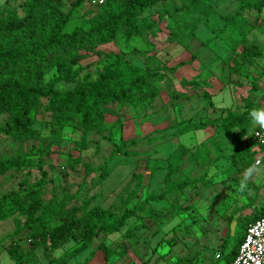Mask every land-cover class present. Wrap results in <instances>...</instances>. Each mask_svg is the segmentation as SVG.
I'll list each match as a JSON object with an SVG mask.
<instances>
[{
    "label": "trees",
    "instance_id": "16d2710c",
    "mask_svg": "<svg viewBox=\"0 0 264 264\" xmlns=\"http://www.w3.org/2000/svg\"><path fill=\"white\" fill-rule=\"evenodd\" d=\"M86 1L24 0L20 4L21 12L0 9V115L7 116L0 132L18 142L40 141L38 152L34 154H20L0 160V177L12 171L33 169L39 170L41 174L39 180L31 182L25 178L20 181L17 190L0 195V222L13 219L15 224L9 244L0 246V253L6 251L15 264H34L40 249H43L45 264H68L88 250L97 238L101 240L98 250L106 260L113 256L123 258L128 253L126 244L114 249L105 241L120 232L129 220L148 209L152 214L155 213L151 203L167 199L175 190L183 192L186 189H208L214 186L207 171L198 178L175 180L187 156L197 159L202 152L207 154L210 146L215 150L220 148L219 144L210 140L209 146L203 144L193 151L181 143L177 144L174 152L166 158L167 165L163 166L167 174L165 187L159 195L152 193L144 200L138 199L144 186V175L133 174L132 179L136 183L129 200L137 199V202L132 208L123 207L114 212L100 204L93 205L97 194L80 204L78 193L59 198L55 189L51 188L45 167L51 163L54 152L52 146L64 138L66 129L80 134V148L86 147L92 133L100 137H104L106 132L111 135L119 133L116 131L123 128L124 122L120 118L108 121L109 107H114L119 113L153 108L160 96L159 84L168 80V75H174L189 64L182 62L169 67L157 58L153 44L134 46L133 42L147 35L158 38L162 32L160 23L166 17L170 20L167 25V43L183 47L188 36L197 31L202 21L217 14L215 0H180L172 10L160 11L157 20L149 12L159 4L177 0H104L102 5L95 6L99 9L97 16L88 18L86 13H82ZM236 2L235 13L223 17L222 30L233 31L238 46L243 49L242 58L252 62L263 57L262 50L250 42L247 36L251 30L261 27L264 0ZM66 3L70 5L69 10H66ZM251 12L257 13L253 20L246 16V13ZM118 38H122L129 51L116 53L100 48L114 43ZM132 56L152 59L155 65L138 66L130 61L129 57ZM92 57H97L100 65L94 79L84 74L88 66L83 65V61ZM231 71L239 73V64L236 63ZM9 73L20 75L21 78L5 77ZM263 77L264 72L252 78L247 97L241 99L243 111L221 108L218 117L197 121L189 118L170 124L168 129L172 130L174 137L215 129L218 134L235 143L232 154H220L217 159L230 161L238 174L246 170L249 165L247 157L251 155L256 156L254 164L257 160L264 164V146L257 144L254 139L251 144H243L242 136L237 132L251 124L249 112L260 107L259 102L253 99L260 91ZM200 79V74L192 79H182L181 91H173L172 100L206 98L209 101L202 109L215 110L212 96L203 90ZM62 85H73V88L60 89ZM39 111L51 117L46 122L49 128L47 139L41 130L35 128V115ZM153 142L152 138L147 142H139L121 137L109 160L102 166L94 168L83 156L71 155L68 157V166L74 169L77 165L85 164V179L89 180L90 188L95 190L112 174L108 161L120 155L131 157L134 154L128 152L129 147ZM47 195H50L49 199ZM263 213L264 207H251L247 214L241 215L243 220L238 230L243 231V234L235 240L230 253L232 257L227 264L234 263L247 227L261 218ZM230 226L231 220L228 230ZM138 228L135 226L128 230L127 235L132 237ZM230 236L228 231L222 247L228 244ZM25 239L29 242L28 248L21 244ZM71 241L75 242V246L56 257L55 253ZM196 263V258L185 257L179 258L174 264Z\"/></svg>",
    "mask_w": 264,
    "mask_h": 264
},
{
    "label": "rangeland",
    "instance_id": "374dc122",
    "mask_svg": "<svg viewBox=\"0 0 264 264\" xmlns=\"http://www.w3.org/2000/svg\"><path fill=\"white\" fill-rule=\"evenodd\" d=\"M23 1L0 0V9L21 12L20 4ZM179 2L180 0L159 4L149 12V15L157 20L160 11L172 10ZM215 4L217 14L209 20L202 21L197 31L188 36L183 47L167 43V25L170 24V20L166 17L160 23L162 32L158 38L147 35L133 42L134 46L153 44L157 58L169 67L189 62L174 75H168V80L159 84L160 96L153 108L119 113L114 107H109L108 121L113 122L120 118L124 122L123 128L114 135L106 132L104 137L92 133L84 148L79 147L80 134L66 129L64 138L52 146L54 152L51 155V163L45 167L50 186L55 189L59 198L78 193V203L81 204L84 199L97 194L93 205L100 204L104 208L118 212L123 207L132 208L137 202V199L129 200L136 183L132 179L133 174L144 175V186L138 199L144 200L152 193L159 195L165 187L167 174L163 166L167 165L166 158L174 152L177 144L181 143L187 148H193L191 149L193 151L203 144L209 146L210 140H213L220 148L215 150L210 146L207 148V154L202 152L197 159L187 156L175 180L198 178L207 171L214 186L208 189H186L183 192L175 190L167 199L151 203L150 206L155 213L152 214L148 209L137 218L129 220L120 232L105 241L114 249L126 244L128 253L125 257L113 256L106 260L104 254L98 250L101 240L97 238L88 250L68 264H174L179 258L185 257L196 258V264H227L232 257L230 253L234 248L235 240L243 234V231L238 230L243 220L241 215L247 214L251 207L257 209L264 207V196H262L264 195V164L261 162L257 167L254 164L256 156L247 157L248 170L246 174L241 175L242 173L238 174L237 168L230 161L217 159L220 154H232L235 143L218 134L215 129L195 131L182 137H174L171 134L172 130L168 129L170 124L189 118L197 121L218 117L221 108L243 111L241 99L247 97V89L252 78L264 72V11L260 15L261 27L251 30L247 36L250 42L262 50L263 57L248 62L241 56L243 49L238 46V39L233 31L222 30L223 17L236 11V0H215ZM69 9L70 5L66 3V10ZM98 11L99 9L89 0L82 9V13H86L88 18L96 17ZM246 16L253 20L257 13H246ZM100 48L116 53L129 51L122 38ZM129 59L141 67L148 64L155 65L149 58L132 56ZM97 60V57H92L83 61V65L88 66L84 74H88L92 79L95 78L96 70L100 66ZM236 63L239 64L240 72L232 73L231 68ZM198 74L201 75L199 83L203 86V90L208 91L212 96L215 110L202 109L209 101L206 98L193 101H174L171 98L173 91H181L182 79H192ZM5 77L21 78L20 75L13 73L6 74ZM59 88L66 90L73 88V85H62ZM253 100L260 104L257 109H264V77L260 80V91ZM35 116L37 120L35 128L41 130L44 138L47 139L49 128L46 122L50 121V115L39 111ZM6 121L7 116L0 115V128L5 126ZM258 128L259 126L251 123L243 131H237L242 136L243 144L253 142V132ZM121 137L126 140L136 139L139 142H147L152 138L154 142L129 147L128 152L134 154L131 157L120 155L108 161L112 174L100 187L92 190L89 180L85 179V164L77 165L72 169L68 166V157L83 156L94 168H98L109 160L112 150L119 144ZM39 147L40 141L18 142L0 132V160L20 154H34L38 152ZM25 178L35 182L41 178L40 171L37 169L12 171L0 177V195L17 190L20 181ZM46 198L49 199L50 195ZM244 207L248 208L243 209ZM230 220L231 226L228 230ZM135 226L139 228L131 235L132 237H129L127 231ZM14 230L13 219L0 222V246L9 244L11 240L9 236ZM228 231L231 236L228 237V244L222 247ZM21 244L24 248L29 246L26 239ZM74 246L73 241L64 244L55 256H60ZM45 263L43 249H40L34 264ZM0 264L15 263L4 251L0 253Z\"/></svg>",
    "mask_w": 264,
    "mask_h": 264
},
{
    "label": "built area",
    "instance_id": "2783aa9c",
    "mask_svg": "<svg viewBox=\"0 0 264 264\" xmlns=\"http://www.w3.org/2000/svg\"><path fill=\"white\" fill-rule=\"evenodd\" d=\"M91 3L94 6H100L104 0H92ZM253 139L260 146H264V129L255 130ZM256 165H261V161L257 160ZM233 264H264V213L261 218L247 227Z\"/></svg>",
    "mask_w": 264,
    "mask_h": 264
},
{
    "label": "clouds",
    "instance_id": "9594fccd",
    "mask_svg": "<svg viewBox=\"0 0 264 264\" xmlns=\"http://www.w3.org/2000/svg\"><path fill=\"white\" fill-rule=\"evenodd\" d=\"M249 117L253 125L264 129V109H254L250 111Z\"/></svg>",
    "mask_w": 264,
    "mask_h": 264
},
{
    "label": "crops",
    "instance_id": "0c3cea01",
    "mask_svg": "<svg viewBox=\"0 0 264 264\" xmlns=\"http://www.w3.org/2000/svg\"><path fill=\"white\" fill-rule=\"evenodd\" d=\"M188 149H193V148H188ZM256 165V164H255ZM257 167H259L260 165H256ZM248 170V168L241 174V175H244V174H246V171ZM246 176V175H245ZM262 196H264V195H262Z\"/></svg>",
    "mask_w": 264,
    "mask_h": 264
}]
</instances>
